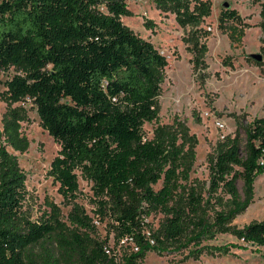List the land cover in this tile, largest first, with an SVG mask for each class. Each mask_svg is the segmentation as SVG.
Listing matches in <instances>:
<instances>
[{"label":"trees","instance_id":"1","mask_svg":"<svg viewBox=\"0 0 264 264\" xmlns=\"http://www.w3.org/2000/svg\"><path fill=\"white\" fill-rule=\"evenodd\" d=\"M127 1L0 0V96L35 105L41 125L61 147L50 175L72 204L66 220L56 205L37 220L23 209L27 177L14 152L29 149L22 131L29 116L25 106L9 107L0 129V264H53L54 245L67 264L110 262L105 243L94 237L92 217L76 201L77 171L92 183L102 208L110 209L116 238L138 248L126 264L185 239L200 245L226 232L238 242L209 248H264V220L232 224L253 202L256 178L264 173V117L245 135L220 139L208 156V179L193 178L198 138L183 120L158 124L152 138L144 134V124L159 119L168 60L124 23L132 13ZM256 1H262L263 26L264 0ZM154 2L191 27L184 41L197 67L207 51L200 38L208 33L202 23L211 1ZM227 21L232 42H239L247 25L231 8L221 14L220 26ZM154 213L163 219L151 233L153 244L144 225Z\"/></svg>","mask_w":264,"mask_h":264},{"label":"rangeland","instance_id":"2","mask_svg":"<svg viewBox=\"0 0 264 264\" xmlns=\"http://www.w3.org/2000/svg\"><path fill=\"white\" fill-rule=\"evenodd\" d=\"M210 1L211 14L202 23L208 33H203L200 38L207 51L197 67L193 63L194 54L184 41L191 27L182 26L175 14L158 10L154 0H128V8L132 13L122 17L126 25L152 41L168 60L159 96V119L146 122L143 126L144 134L147 138H152L158 124H172L175 119L183 120L190 132L198 138L192 177L200 180L209 177L208 156L214 152L220 139L234 136L237 132L245 135L246 129L255 119L264 117L262 1ZM225 1L230 2V8L241 15L240 24L247 25L243 27L241 40L236 43L232 42L228 30L232 22L227 21L223 27L220 26ZM146 21H149L151 28H148ZM252 53H261L263 60L252 58ZM13 71L14 68L10 72ZM6 79L7 75H4V80ZM4 89L5 86L1 85L0 91ZM20 105L25 106L29 116L22 122V131L30 141L26 152H14L27 177L23 209L33 220H37L51 210V205H56L66 220L72 204L65 199L60 192V184L49 172L61 147L41 125L37 108L32 101L27 98L12 103L0 96V129L4 112L9 107ZM77 173L79 191L76 201L92 217L96 227L94 237L105 243V249L111 258L106 264H126L128 257L137 252L138 248L126 238H116L112 231L114 218L110 209L102 208L103 204L96 196L92 183L83 177L81 171ZM238 186L242 188L241 181ZM254 188L253 202L244 213L234 219L233 225L243 227L253 221L264 220V173L257 176ZM162 219L161 213H154L146 219L144 231L153 244L155 240L151 233L160 228ZM235 242H238L237 237L229 232L219 233L214 239L200 245L185 239L181 244L167 247L164 253L149 251L139 264H264L263 247H232L227 251L209 248ZM50 250L53 264L69 262L68 256L62 254L56 245L51 246Z\"/></svg>","mask_w":264,"mask_h":264},{"label":"water","instance_id":"3","mask_svg":"<svg viewBox=\"0 0 264 264\" xmlns=\"http://www.w3.org/2000/svg\"><path fill=\"white\" fill-rule=\"evenodd\" d=\"M223 6L227 9V8H230L231 7V4H230V2L225 1L223 3ZM251 57L254 58V59H256L257 61L263 60V55L261 53L260 54L252 53L251 54Z\"/></svg>","mask_w":264,"mask_h":264}]
</instances>
